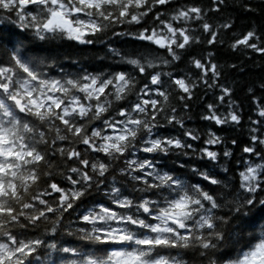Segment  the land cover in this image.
<instances>
[{"label": "snow or ice", "instance_id": "obj_1", "mask_svg": "<svg viewBox=\"0 0 264 264\" xmlns=\"http://www.w3.org/2000/svg\"><path fill=\"white\" fill-rule=\"evenodd\" d=\"M227 7L226 0H0L7 21L0 25V264H187L189 250L201 264H264V151L257 150L264 106L252 97L258 119L231 178L210 148L223 138L209 128L196 152L190 141L202 137L182 119L204 87L215 103L204 105L202 120L242 121L214 51L194 52L214 49L220 31L236 26L234 16L208 19ZM236 8L254 17L264 0L257 7L239 0ZM108 32L126 38L121 47ZM101 34L106 49L91 70L63 51L66 43L94 46ZM262 35L264 24L253 23L229 46L264 55ZM185 58L192 67L176 72ZM165 124L183 129V138L160 135ZM189 150L204 162L190 168L195 181L162 163Z\"/></svg>", "mask_w": 264, "mask_h": 264}, {"label": "trees", "instance_id": "obj_2", "mask_svg": "<svg viewBox=\"0 0 264 264\" xmlns=\"http://www.w3.org/2000/svg\"><path fill=\"white\" fill-rule=\"evenodd\" d=\"M198 3H203L208 5V0H196ZM229 7L222 8L221 11L212 14L208 13V19L213 23H218L223 17L234 16L236 20V26L231 29V31H220V36L215 42L214 49H211L207 44H202L200 47L195 48L194 52L199 53L202 49L205 51H214V58L219 66L221 72V83H226L233 88L231 94V100L235 101L233 104L234 109H238V114L242 117L241 123L238 125L225 124L217 126L210 121H204L201 119V115L205 111L204 105L207 103H215V97L211 91L207 88L201 87L199 90L194 91L193 99L189 100L190 109L187 110L186 114L182 117L185 121V129H193L201 135L199 141H190L193 144V148L196 152L203 145V137L206 136L208 129L211 128L218 136L222 137L224 143L220 145L210 146L211 150L217 151L221 154V163L224 168L229 169L228 178H231L233 172L237 171V160L244 156L241 152L242 147L249 142V131L254 125L251 124V120L258 119L256 112L254 111L256 105L252 102V97L255 96L257 103L264 106V91H261L259 85L262 80H264V55L252 52L249 49H245L243 46H238L237 49H232L229 45L233 39L239 38L244 31L247 30L249 26L253 23L257 27L264 24V12H258L254 17L249 15L245 16L241 13L239 8H236L239 0H226ZM254 7L259 5V0H251ZM174 6V5H173ZM150 17L145 23L150 21ZM7 21L0 18V25H6ZM122 28H114L113 31H124ZM129 31H134V26H128ZM107 36L109 39L113 40L114 46L121 47L119 43L120 40H125V37L115 38L112 37V33L108 32ZM221 41L223 43H221ZM58 43V42H57ZM261 46H264V35L261 36ZM106 49L105 36L101 34L98 37V42L91 47H77L73 44L66 43L63 47V51L68 53L72 58H78L85 67H91L95 65V57H103ZM110 61L105 60L104 63L107 64ZM229 65H235L234 68H230ZM192 66L188 64L187 58L183 62L177 64L175 71L178 73L187 74ZM69 71L72 69L69 68ZM172 71L171 68L168 69ZM194 72L195 69H192ZM251 90V91H250ZM216 95H219V90H216ZM206 97V98H205ZM205 98V99H202ZM173 104H176V100L173 99ZM229 98H225L223 104H217V111L224 113L228 110ZM177 115H180L179 111ZM259 131L264 133V127L258 128ZM160 135L176 136L180 135L182 137L183 129L179 126L167 125L159 130ZM183 138V137H182ZM235 140L236 144H232L231 141ZM225 148L231 150L232 155L228 158H223V151ZM258 151H264L259 146H257ZM190 155L183 156L179 154H171L165 158L162 163L167 164L170 168H176L178 174H181L182 178L185 180L195 181L198 177H194L190 168L193 164H197L200 167H204V162H202L199 157L189 150ZM184 167L181 168L180 164ZM211 167L210 165L208 166ZM207 170V169H206ZM216 173H221L219 167L216 168ZM222 175V173H221ZM59 179V177H56ZM99 198V197H94ZM74 218L69 216L68 220H73ZM69 241H75L76 237H65ZM224 249L221 248L218 252H223ZM183 259L187 264H201V258L198 254H195L189 250V254L183 256ZM206 264V261H204Z\"/></svg>", "mask_w": 264, "mask_h": 264}]
</instances>
